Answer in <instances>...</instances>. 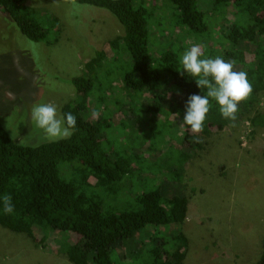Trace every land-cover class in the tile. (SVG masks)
Segmentation results:
<instances>
[{"label":"rangeland","instance_id":"obj_1","mask_svg":"<svg viewBox=\"0 0 264 264\" xmlns=\"http://www.w3.org/2000/svg\"><path fill=\"white\" fill-rule=\"evenodd\" d=\"M196 1L207 23L203 44L200 37L199 42H192V34L182 27L179 30L170 0H134L135 6L142 5L148 12L149 63L154 68L165 51L175 53L182 71L180 57L193 45L201 46L204 58L221 57L229 50V28L223 27L241 24L243 19L238 14L237 20L230 19L234 16L232 6L227 7L231 15L224 17L219 12L211 14L213 0ZM26 3L40 8L39 16L44 19L55 15L59 28L57 33L48 30L43 41H32L0 11V122L12 138L25 145L48 142L31 121L33 104H52L60 116L62 105L76 98L70 79L87 75L85 63L104 51L101 63L90 73L95 76L89 97L94 108L88 106L83 113L100 117L105 125L102 149L107 154L113 152L112 159L122 156L131 163L132 177L123 182L117 195L94 186H81V190L102 200L103 207L118 208L134 205L137 196L157 187L166 197L184 195L189 202L183 224L189 249L183 264H254L264 244V92L257 108L248 115L251 119L246 114L237 115L222 130L212 129L199 144L182 146L185 130L179 124L186 102L183 90L163 72L158 91L165 97L157 112L145 110L157 104L149 98L151 93L127 96L122 77L131 66L130 55L122 40L114 50L107 44L124 34L108 10L71 0ZM101 103L107 106L104 116L99 114L103 112ZM129 115H133L132 122L126 117ZM178 153L187 154L188 160L181 162ZM163 164L173 166L172 171H164ZM59 171L62 178L73 180L75 186L80 184L82 173H77L71 163L59 164ZM112 259L115 264H131L122 250L113 252ZM0 264L73 263L59 251L54 235L37 244L25 233L0 226Z\"/></svg>","mask_w":264,"mask_h":264},{"label":"trees","instance_id":"obj_2","mask_svg":"<svg viewBox=\"0 0 264 264\" xmlns=\"http://www.w3.org/2000/svg\"><path fill=\"white\" fill-rule=\"evenodd\" d=\"M71 1L104 8L122 25L123 36H116L107 44L114 50L120 40L124 43L131 66L123 74L122 87L127 96L133 92L151 93L149 98L157 104L145 110L157 112L160 108L165 97L158 91L163 84V72L172 76L176 88L183 90L184 101L192 94H206L207 90H199L192 77L180 73L174 52L165 51L159 56V68L149 63L148 12L142 5L135 6L134 0ZM170 2L176 10L174 16L179 30L182 27L192 34L195 37L192 42H199L197 37H200L203 44L207 23L205 13L197 8V1ZM229 6L233 7L234 16L227 11ZM0 11L29 40H45L50 29L58 32V18L53 14L48 15L49 19L40 17V8L28 5L26 0H0ZM216 12L224 17L229 13L230 19L235 20L238 14L243 19L241 24L235 22L223 27L229 28V50L221 58L234 62V70L247 73L252 92L239 105L236 117L246 114L251 119L248 115L257 108L264 92V0H213L211 14ZM103 57L104 51L97 52L85 63L88 74L70 79L76 98L63 104L60 111L61 115L71 112L76 116L77 127L71 138L25 145L15 141L0 122V196H11L14 205L12 214H4L0 205V226L25 233L37 240V244L54 235L59 251L73 264H115L112 253L118 250H122L123 257L131 264H183L189 249V239L183 231L189 206L187 197L181 194L166 197L157 187L137 196L134 205L118 208L105 204L103 207L102 200L81 190V186H94L101 187L104 193L117 195L123 182L132 177L131 163L122 156L112 159L113 152L107 154L102 149L101 130L105 125L100 117L96 120L94 116L84 115L88 106L93 109L95 105L89 104L95 78L90 73ZM100 106L103 112L99 114L104 116L107 106L105 103ZM257 114H261L260 109ZM126 117L133 121V115ZM230 121L222 118L218 105L210 100L203 130L193 133L184 128L182 146L191 148L199 144L212 129L222 130ZM125 128L122 122V129ZM177 156L183 163L188 160L187 154ZM262 156L264 159V149ZM61 163H71L77 173H82L78 186L60 176ZM172 169L173 166H166L163 170ZM254 264H264V244Z\"/></svg>","mask_w":264,"mask_h":264},{"label":"clouds","instance_id":"obj_3","mask_svg":"<svg viewBox=\"0 0 264 264\" xmlns=\"http://www.w3.org/2000/svg\"><path fill=\"white\" fill-rule=\"evenodd\" d=\"M180 63V73L192 77L199 90H207L205 95L192 94L188 97L180 127L193 133L201 132L210 110V100L216 102L222 118L234 121L239 105L252 92L247 73L234 70V62L221 57L204 58L199 44L187 49L180 57ZM175 115L178 117L180 113ZM31 121L42 131L43 139L49 142L71 138L77 127L76 116L71 112L58 116L57 108L49 103H34ZM0 205L4 214L14 212L11 196H0Z\"/></svg>","mask_w":264,"mask_h":264}]
</instances>
